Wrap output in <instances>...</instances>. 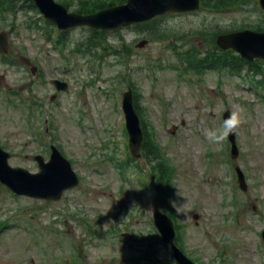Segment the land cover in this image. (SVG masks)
Listing matches in <instances>:
<instances>
[{"label": "rangeland", "instance_id": "obj_1", "mask_svg": "<svg viewBox=\"0 0 264 264\" xmlns=\"http://www.w3.org/2000/svg\"><path fill=\"white\" fill-rule=\"evenodd\" d=\"M56 1H69L70 12L80 6V0ZM233 1L166 14L159 21L164 40L155 38L159 27L154 34L151 25L105 30L94 56L72 51L85 47L93 34L88 26L68 30L61 50L50 40L59 30L47 37V19L37 7L17 0L19 8L0 13V32L9 38L5 55L13 61L4 62L0 53V145L11 153L12 166L37 172L34 156L49 160L54 144L80 177L59 201L19 196L0 185V264H175L153 221L152 190L137 184L142 172L131 167L125 176L108 159L127 158L122 101L130 84L172 166L174 191L165 206L182 225L187 255L197 264H264V87L255 84L264 74L249 66L241 75L222 66L182 72L187 63L179 55L211 49L206 33L264 28L259 0ZM142 39L149 42L138 48ZM21 55L38 67L35 74ZM258 65L264 70V61ZM53 79L68 83L67 89L57 90ZM227 109L243 119L234 159L227 139L213 145L208 138ZM138 161L151 181L149 163ZM237 164L246 190L238 186Z\"/></svg>", "mask_w": 264, "mask_h": 264}, {"label": "water", "instance_id": "obj_2", "mask_svg": "<svg viewBox=\"0 0 264 264\" xmlns=\"http://www.w3.org/2000/svg\"><path fill=\"white\" fill-rule=\"evenodd\" d=\"M35 2L45 16L57 23L60 29L84 24L103 29L118 28L122 25L149 20L168 11L184 12L196 10L200 7V0H127L123 4L102 9L93 14L83 15L69 12L66 7L55 0H35ZM261 5L264 8V0H261ZM8 42L5 33H1V52L6 53L8 51ZM147 43L148 40L143 39L137 46L142 48ZM217 44L223 49H235L248 60H254L255 58L264 59V32L246 29L220 34L217 37ZM22 59L29 64L31 63L25 57H22ZM53 83L58 89L67 88V84L59 80H53ZM124 104L130 152L135 158H140L144 133L139 116L133 106L131 89L124 94ZM228 115H230V111L225 112L224 118L226 119ZM229 139L232 142V154L237 157L239 149L235 133L230 134ZM52 149L53 153L48 162L40 155L35 157L39 162L41 171L31 173L25 168L11 166L8 162L10 154L0 147V180L17 194L54 200L61 199L66 189L79 183V178L72 169L71 163L61 152L55 146H52ZM236 169L240 187L246 190L245 175L239 166ZM155 224L160 230L163 242L170 244L176 264H196L176 245L175 223L158 206L155 208ZM262 235L264 241V230Z\"/></svg>", "mask_w": 264, "mask_h": 264}, {"label": "trees", "instance_id": "obj_3", "mask_svg": "<svg viewBox=\"0 0 264 264\" xmlns=\"http://www.w3.org/2000/svg\"><path fill=\"white\" fill-rule=\"evenodd\" d=\"M31 3L33 7L32 0H25ZM101 3H99V2ZM126 0H80V6L76 8V11L83 14H91L100 9L120 4L125 2ZM205 8H223L228 6H233L235 3L233 0H202ZM14 0H0V11L10 10L13 7ZM67 7H70L72 4L68 1L66 3ZM160 26L159 20H156L151 25L152 30L155 34V30ZM106 31L94 30L92 36L88 39V48L87 52L92 50V47H96L98 44H102L104 40V34ZM158 35L155 38H160L164 40L166 38V32L159 27ZM217 33H212L210 43L214 45L215 35ZM59 43L62 42V38L59 39ZM214 48L217 50L216 46ZM181 59L187 62V66L185 67V71L195 70L198 72L203 71L207 68H216L217 66L227 67L232 73L240 72L246 65L253 68L255 66V62L249 63L242 59L240 56L233 53V51H223V53L218 54L214 50H209L206 54L202 55L200 52L191 48V50L187 51L185 54L179 53ZM261 68H257L260 70ZM137 97V96H136ZM143 129L145 132V140L143 144V154L145 160L149 163L150 172L152 173L153 179L143 184L147 186L148 189L155 191V202L160 205L164 209L166 207L167 210H170V215L174 217L173 211L170 206H165L167 203V198L172 196L174 191L173 188V176H172V166L169 164L168 160L164 157V155L160 152L159 144L153 139L151 132L148 130L147 124H143ZM125 135L126 131H125ZM110 160L115 162L119 170L122 171V174L125 175L131 167L136 166L142 170L141 165L136 162L128 153L127 159L123 161H115L114 155L109 156ZM166 197V198H165ZM166 210V209H165ZM177 243L184 250L185 247L182 246L180 242V237L182 236V225L177 224ZM186 250V249H185Z\"/></svg>", "mask_w": 264, "mask_h": 264}, {"label": "clouds", "instance_id": "obj_4", "mask_svg": "<svg viewBox=\"0 0 264 264\" xmlns=\"http://www.w3.org/2000/svg\"><path fill=\"white\" fill-rule=\"evenodd\" d=\"M242 122L243 119L240 112H231L219 129L208 133V138L213 145L221 144L228 138L230 134L237 131ZM170 204H173L174 206L175 202L170 201Z\"/></svg>", "mask_w": 264, "mask_h": 264}, {"label": "flooded vegetation", "instance_id": "obj_5", "mask_svg": "<svg viewBox=\"0 0 264 264\" xmlns=\"http://www.w3.org/2000/svg\"><path fill=\"white\" fill-rule=\"evenodd\" d=\"M264 30V29H263Z\"/></svg>", "mask_w": 264, "mask_h": 264}]
</instances>
